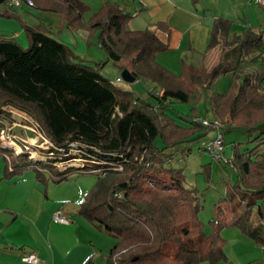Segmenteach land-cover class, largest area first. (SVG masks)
I'll list each match as a JSON object with an SVG mask.
<instances>
[{"label": "trees", "instance_id": "trees-1", "mask_svg": "<svg viewBox=\"0 0 264 264\" xmlns=\"http://www.w3.org/2000/svg\"><path fill=\"white\" fill-rule=\"evenodd\" d=\"M9 1L0 0V18L18 23L28 46L0 36V118L7 107L26 111L50 148L40 151L46 158L41 161L25 151L15 155L0 142V158L8 161L5 179L33 172L41 184L61 185L95 175L96 186L76 214L119 240L107 264H227L225 229H237L264 247V30L250 28L232 37L233 23L215 19L209 51L224 48L219 64L202 71L184 63L176 76L156 61L169 52V43L150 29L129 31L133 15L110 0L89 22L90 8L80 0H32L39 12L59 15L60 31H87L88 47L98 36L107 61L96 63L80 60L51 28L26 23ZM156 29L170 36L167 24ZM109 62L129 73L133 83L150 82L161 92L137 98L103 75ZM227 75L232 86L210 95L211 114L254 136L232 145L233 157L224 165L236 181L230 176L225 181L226 193L207 234L200 219L202 193L177 166L192 153L183 145L211 129L197 121V109L186 115L188 128L171 111L175 104L202 103V91ZM205 145L197 152L202 154ZM203 168L211 179V164Z\"/></svg>", "mask_w": 264, "mask_h": 264}, {"label": "crops", "instance_id": "crops-1", "mask_svg": "<svg viewBox=\"0 0 264 264\" xmlns=\"http://www.w3.org/2000/svg\"><path fill=\"white\" fill-rule=\"evenodd\" d=\"M80 1L90 8L86 22L98 14L105 3V0ZM110 1L133 15L126 26L129 31L150 29L156 31L164 42L169 43V52L157 55L156 61L176 76L182 74L184 63L199 70L209 68L213 52L221 49L218 47L209 51L215 19H226L233 23L232 37L241 35L234 33L236 27H242V34L248 28L264 30V0H199L198 3L193 0ZM2 9L0 6V11ZM14 12L31 26L44 25L51 28L53 34L58 35V39L67 44L80 60L90 63L104 61L105 55L96 48H100L98 36L93 39L92 46L88 47L89 33L85 30L73 31L68 27L60 31V17L57 14L39 12L28 7ZM0 22V27H3L0 36L15 39L23 48H27V36L18 23L4 18H0ZM159 23L168 25L170 36L156 29ZM118 78H123L122 73L119 72L114 80ZM126 84V89L130 90L134 83ZM151 85L148 93L161 92L156 85ZM202 93V103L207 104L210 95L215 92L210 90ZM136 97L145 98L140 94ZM202 103L191 104L188 108L198 110L197 107L201 108ZM178 105H172L171 115H190ZM205 112V117L213 118L210 103ZM200 118H204L202 112ZM209 139L206 136L183 147H192L193 153L195 145L201 140L207 142ZM232 157L233 154L230 158ZM7 165V159L0 158V264H28L24 261V255L28 253H36L41 264H87L90 260L95 264H107L110 252L119 240L76 214L85 195L70 199L65 191L58 189L67 183L55 185L48 182L44 185L36 180L33 172H28L21 178L7 180ZM60 208L66 211L70 222L68 225L53 221L55 212ZM223 232L221 235L224 238Z\"/></svg>", "mask_w": 264, "mask_h": 264}, {"label": "rangeland", "instance_id": "rangeland-1", "mask_svg": "<svg viewBox=\"0 0 264 264\" xmlns=\"http://www.w3.org/2000/svg\"><path fill=\"white\" fill-rule=\"evenodd\" d=\"M12 24L16 25L15 23ZM1 29L3 30V27H0V30ZM249 29L250 28H248V30ZM242 30V27H236V32L234 33L242 35ZM96 48L105 55L104 62L107 61V54L101 48ZM224 52L225 50L222 47L221 49H217L215 52H213V55L210 57L211 60L209 68L203 69L202 71H209L213 67L218 65L222 59V55L224 54ZM119 72L120 71L112 64V62H109L102 70L103 75L107 78H113L111 79L113 81L115 76H117ZM247 73L253 74L254 71H248ZM221 77L214 83L213 87L211 88L212 92L227 93L230 90L232 86V76ZM151 84L152 83L150 82H136L131 85L130 90L135 94V96H138L139 94L144 95V100H146L148 97V89H150L152 86ZM119 86L126 89L128 87V84L123 83ZM140 99L143 100V98ZM208 105L209 102H207V104L202 103L201 108L197 107L198 111L202 112V114L204 115V118H200L197 121L200 122L203 126L205 125L202 123V121L213 120L220 122L222 126L221 133L224 136L225 143V153L223 157L225 159H231L230 156H232L233 154V143H244L245 141H247L249 135L251 137L254 135H251L252 133L248 134L247 131L231 129L227 121L225 120L205 117V109L208 107ZM178 106L180 107V109L188 111L189 114L191 113L192 109L188 108L189 105L179 104ZM5 111L7 114L3 115L0 118V142L2 146L8 147L9 149L13 150L15 155H19L25 151L28 154H31L32 157H34V155L42 156L40 151L48 150L50 148V143L44 138L41 129L39 128L37 122L33 119V117L26 111L19 108L7 107ZM179 115H181V117L183 118L182 120H179L181 123H183V127L188 128L189 124L186 122L187 116L183 114ZM205 127L211 129L210 134H208V136L210 137L208 141H210L211 138L216 134V129L213 127V125ZM186 133L187 132H184L179 135H185ZM176 135L178 136V134ZM207 142L205 140H201L197 145L194 146V152L189 157H187L186 160L178 162L177 167H184L188 184L198 187V189L201 191L204 210L200 215V219L205 225L206 233L211 234L212 229L209 221L216 218V204L218 203L222 194L226 193L225 181L227 180L228 176H230L234 182L236 181V179L235 173L230 169L229 166L224 165V162L213 159L203 150L202 155L198 154V145L204 146ZM208 164H211L212 168L211 179H207L206 174H204L203 172V166ZM59 166L64 167L65 165ZM69 182L70 183L66 182L67 184L65 186H61L62 188L58 187V189L61 191H65L67 195L70 196V199H73L74 197L80 198L82 195H85L86 197L95 188L97 177L95 175L88 174L83 175L79 178L74 177L70 179ZM223 236L227 240L225 253L230 263L264 264V248L252 242L241 231L226 229L223 232Z\"/></svg>", "mask_w": 264, "mask_h": 264}, {"label": "built area", "instance_id": "built-area-1", "mask_svg": "<svg viewBox=\"0 0 264 264\" xmlns=\"http://www.w3.org/2000/svg\"><path fill=\"white\" fill-rule=\"evenodd\" d=\"M8 7L13 8L15 10H21L25 7L35 8L34 2L32 0H10L8 3ZM115 85H121L124 83L123 78H118L113 81ZM205 126L213 125L216 129V134L211 138L205 145V152L209 154L213 159L222 161L227 163V159L223 157L225 153L224 146V136L221 133V124L220 122L209 120L202 121ZM53 221L57 224L68 225L70 222L66 217V211L64 208L58 209L54 216ZM24 261L28 264H41V259L38 257L36 253H28L24 255Z\"/></svg>", "mask_w": 264, "mask_h": 264}, {"label": "water", "instance_id": "water-1", "mask_svg": "<svg viewBox=\"0 0 264 264\" xmlns=\"http://www.w3.org/2000/svg\"><path fill=\"white\" fill-rule=\"evenodd\" d=\"M122 77L126 83H133L134 82V78L127 72L123 73Z\"/></svg>", "mask_w": 264, "mask_h": 264}, {"label": "bare ground", "instance_id": "bare-ground-1", "mask_svg": "<svg viewBox=\"0 0 264 264\" xmlns=\"http://www.w3.org/2000/svg\"><path fill=\"white\" fill-rule=\"evenodd\" d=\"M34 157H38L41 161H46V158L45 157H43V156H37V155H34Z\"/></svg>", "mask_w": 264, "mask_h": 264}]
</instances>
